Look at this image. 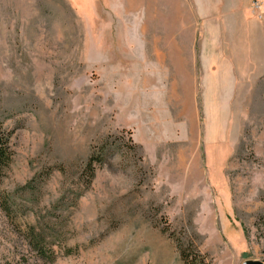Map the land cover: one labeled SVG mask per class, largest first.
Segmentation results:
<instances>
[{"label": "rangeland", "instance_id": "374dc122", "mask_svg": "<svg viewBox=\"0 0 264 264\" xmlns=\"http://www.w3.org/2000/svg\"><path fill=\"white\" fill-rule=\"evenodd\" d=\"M217 9L0 0V264L264 263V0ZM31 226L59 233L54 261Z\"/></svg>", "mask_w": 264, "mask_h": 264}, {"label": "trees", "instance_id": "16d2710c", "mask_svg": "<svg viewBox=\"0 0 264 264\" xmlns=\"http://www.w3.org/2000/svg\"><path fill=\"white\" fill-rule=\"evenodd\" d=\"M13 133L0 124V203L3 211L6 215L11 217L12 204L9 197L1 192L2 183L6 178L9 168L14 160V152L11 147ZM105 149L102 148L98 152L90 157L89 161L85 166V173L82 176V183L87 185V188L91 186V182L96 175V165H103L106 153ZM26 235V241L30 245L32 251H34L37 257L43 261L50 262L54 261V253L52 251L51 243H61V237L57 230L48 231L42 227L31 226L28 229ZM51 239V240H50ZM186 249L182 247L181 255L185 264H205V257L200 255L198 252L195 255H189Z\"/></svg>", "mask_w": 264, "mask_h": 264}, {"label": "crops", "instance_id": "0c3cea01", "mask_svg": "<svg viewBox=\"0 0 264 264\" xmlns=\"http://www.w3.org/2000/svg\"><path fill=\"white\" fill-rule=\"evenodd\" d=\"M212 2V5L217 6V12L219 14H226L236 18V14L248 15L250 9V2L252 0H201L202 6L208 5L209 2Z\"/></svg>", "mask_w": 264, "mask_h": 264}, {"label": "water", "instance_id": "95a60500", "mask_svg": "<svg viewBox=\"0 0 264 264\" xmlns=\"http://www.w3.org/2000/svg\"><path fill=\"white\" fill-rule=\"evenodd\" d=\"M243 264H264V263L258 260L257 261L248 260V261H245Z\"/></svg>", "mask_w": 264, "mask_h": 264}]
</instances>
